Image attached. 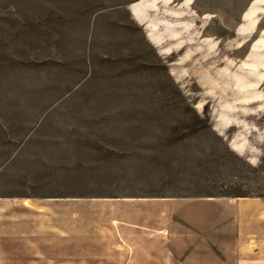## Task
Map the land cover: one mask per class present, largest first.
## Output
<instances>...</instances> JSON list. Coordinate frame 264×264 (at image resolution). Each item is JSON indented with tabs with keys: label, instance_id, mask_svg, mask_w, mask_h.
<instances>
[{
	"label": "rangeland",
	"instance_id": "1",
	"mask_svg": "<svg viewBox=\"0 0 264 264\" xmlns=\"http://www.w3.org/2000/svg\"><path fill=\"white\" fill-rule=\"evenodd\" d=\"M263 150L264 0H0V264H180L168 203Z\"/></svg>",
	"mask_w": 264,
	"mask_h": 264
},
{
	"label": "crops",
	"instance_id": "2",
	"mask_svg": "<svg viewBox=\"0 0 264 264\" xmlns=\"http://www.w3.org/2000/svg\"><path fill=\"white\" fill-rule=\"evenodd\" d=\"M255 198L172 201L164 225L157 229L180 264H264V209L240 205Z\"/></svg>",
	"mask_w": 264,
	"mask_h": 264
},
{
	"label": "trees",
	"instance_id": "3",
	"mask_svg": "<svg viewBox=\"0 0 264 264\" xmlns=\"http://www.w3.org/2000/svg\"><path fill=\"white\" fill-rule=\"evenodd\" d=\"M211 161L221 169L211 179L206 197L264 198V150L256 164L232 152Z\"/></svg>",
	"mask_w": 264,
	"mask_h": 264
}]
</instances>
